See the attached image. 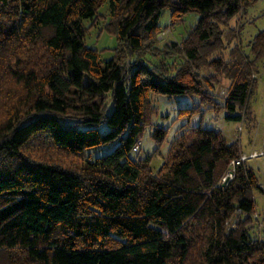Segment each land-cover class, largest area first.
Instances as JSON below:
<instances>
[{
	"label": "trees",
	"instance_id": "obj_1",
	"mask_svg": "<svg viewBox=\"0 0 264 264\" xmlns=\"http://www.w3.org/2000/svg\"><path fill=\"white\" fill-rule=\"evenodd\" d=\"M255 1L0 0V249L11 264H264V241L250 233L258 178L242 163L221 185L236 140L188 129L157 172L133 150L149 92L196 94L240 124L251 117L264 29L246 53L240 32L223 34ZM105 2L118 44L102 60L84 44L83 21ZM165 8L162 29L199 17L181 41L158 47ZM222 84L225 94L212 96ZM101 146L112 149L86 153ZM45 149L81 164L43 159Z\"/></svg>",
	"mask_w": 264,
	"mask_h": 264
},
{
	"label": "rangeland",
	"instance_id": "obj_2",
	"mask_svg": "<svg viewBox=\"0 0 264 264\" xmlns=\"http://www.w3.org/2000/svg\"><path fill=\"white\" fill-rule=\"evenodd\" d=\"M108 11V2H105L98 8V14L95 18L85 19L83 21L84 25L88 27L84 44L94 48L102 60L113 57L114 49L118 44L116 36L107 32L105 29L106 23L110 18ZM169 17L170 11L168 8H165L158 22L160 29L166 24H169ZM198 17L199 14L197 12H188L182 16L181 20L175 22L170 29H162L157 35V37L159 35L162 37L161 41L157 42L158 47L163 43L181 41L187 32L196 24ZM262 29H264V0H256L246 10L242 9L238 13V17L236 16L229 20L226 33L224 32L223 34V39L227 40V37H230L234 31L240 32V34L237 33L240 37H236L235 42L241 46L244 53L250 52L249 48L247 49L246 47L250 42L251 36ZM33 52H36L35 48L30 53ZM263 63L264 58L259 60L258 63L260 73L252 74V77L257 82L250 98L251 117L249 118L248 115H245V120L241 124L237 120L225 119L223 111L218 108L214 109L209 104H204L196 94H176L168 96L149 92L147 94L144 130L140 138L141 144L138 147V158L144 159L149 156L150 167L153 172H157L167 155L170 142L178 134L186 130L189 131L188 129L194 127L219 129L221 136L226 141H237L240 154H248L249 152L262 149L264 147ZM225 86V84H222L219 89L210 92L211 95L216 97L217 93H220V90L225 89ZM220 103H222L221 100ZM239 126H241V129H238ZM159 129L164 132L160 142L155 138V134ZM101 130H105V125L101 126ZM111 149L112 146H101L88 150L86 153L93 158L99 153H106ZM40 156L43 159L59 162L60 165L73 169L78 168V165L82 161L80 158L71 157L63 154L61 151L53 149H45ZM246 161L244 163L254 172L262 189V191L259 189L254 191L256 212L254 213V221L251 223L250 233L264 241V189L262 188L264 185V155L258 156L255 159L250 158ZM233 174L227 175L224 183L227 184L234 176ZM7 253V251L0 249V264H11V255ZM12 255L18 256V252L16 251ZM195 257L196 254L192 261ZM170 264L176 263L171 262Z\"/></svg>",
	"mask_w": 264,
	"mask_h": 264
},
{
	"label": "built area",
	"instance_id": "obj_3",
	"mask_svg": "<svg viewBox=\"0 0 264 264\" xmlns=\"http://www.w3.org/2000/svg\"><path fill=\"white\" fill-rule=\"evenodd\" d=\"M157 38H158V40L161 41V38L162 37H161V35H159ZM225 92H226L225 89L220 90V94H225ZM238 129H241V126H239ZM217 130H219V129H217ZM140 144H141V140L139 139L135 143V145L133 147V150H137ZM262 155H264V147L262 149L258 150V151L249 152L248 154H240L237 158L232 159L230 161V167H229V169L227 170V172L224 174V176L221 179V185L222 186H225L226 185V183H224L225 178L227 177V175H232L234 173L235 167L237 165H240V164L244 163L249 158L255 159L258 156H262ZM232 171H233V173H232ZM262 188L264 189V185H263Z\"/></svg>",
	"mask_w": 264,
	"mask_h": 264
},
{
	"label": "crops",
	"instance_id": "obj_4",
	"mask_svg": "<svg viewBox=\"0 0 264 264\" xmlns=\"http://www.w3.org/2000/svg\"><path fill=\"white\" fill-rule=\"evenodd\" d=\"M264 66V63L262 64V67Z\"/></svg>",
	"mask_w": 264,
	"mask_h": 264
}]
</instances>
